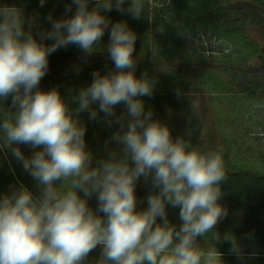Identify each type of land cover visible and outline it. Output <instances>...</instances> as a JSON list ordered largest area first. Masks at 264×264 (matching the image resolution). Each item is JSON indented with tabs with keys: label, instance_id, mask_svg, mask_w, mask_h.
I'll list each match as a JSON object with an SVG mask.
<instances>
[{
	"label": "clouds",
	"instance_id": "clouds-1",
	"mask_svg": "<svg viewBox=\"0 0 264 264\" xmlns=\"http://www.w3.org/2000/svg\"><path fill=\"white\" fill-rule=\"evenodd\" d=\"M72 5L76 11L67 18L49 14L51 28L39 39L35 17L0 5V151H9L39 189L34 195L20 185L0 195V264H225L220 242L238 259L255 258L233 233L217 231L228 216L221 150L174 138L166 123L153 119L142 98L154 94L156 81L147 72L136 76L137 34L127 21L112 23L106 15L115 9L151 22L149 0H71L65 11ZM106 30L114 69L91 74L92 82L72 97L74 111L58 88L39 87L50 55L71 45L91 56ZM118 105L125 109L120 115ZM84 112L93 121L103 113L107 126H119L106 141L118 147L94 166L79 119ZM20 145L30 146L32 155ZM141 178L152 190L138 210ZM94 195L95 209L88 202ZM169 206L179 209V226L169 220ZM209 234L215 244L203 247L199 240ZM98 246L99 259L89 261Z\"/></svg>",
	"mask_w": 264,
	"mask_h": 264
},
{
	"label": "trees",
	"instance_id": "trees-1",
	"mask_svg": "<svg viewBox=\"0 0 264 264\" xmlns=\"http://www.w3.org/2000/svg\"><path fill=\"white\" fill-rule=\"evenodd\" d=\"M62 1L66 2L68 0ZM200 1L205 4V14L197 17L199 19H197L198 25L209 30L211 28L213 34L217 33L220 36L230 38L240 46L246 47L249 43V47L246 49L249 52L247 57L251 56L248 58H253L252 63L245 60L243 63L233 65L227 62V58L233 52L222 51L223 56L218 59L219 61H214L213 74H210L216 80L213 86L225 90L226 88H232L240 93H245L247 99L249 96L254 99H261L260 102H264V0ZM74 7L76 9L75 5ZM89 7L91 8L93 5L90 4ZM150 8L153 17L151 22L146 16L140 20H135L129 15H122L115 11L106 13L112 23L127 21L129 27L137 34L135 52L133 53L134 57L137 58L136 76L139 78L147 72L148 76L156 81L154 94L151 97L142 98L145 109L153 111V119H159L166 123L170 127L174 138L183 136L185 139L190 140L192 146L205 151L217 150L202 140L203 121L198 111L193 108L189 98L181 92L178 96L176 89H170L173 82L183 79L185 72L184 68L179 67L180 65L177 64L174 65L171 60L181 64L185 61H195L198 56L184 48L185 44L181 42L179 34L178 20L174 22L167 17L160 19L159 14L155 12L160 7L155 4ZM251 30H257L260 33L262 45L256 44L250 39L248 32ZM46 43L50 44L52 41H46ZM108 43L109 35L106 30L100 41V47L98 46L96 52L91 56L86 57L76 46L70 45L67 48L59 49L50 55L48 73L41 80L39 87L42 90L58 88L61 96L74 111L77 104L72 102V97L82 87H86L92 82L93 77L91 74L99 70L103 75L114 69V64L106 52ZM174 46H179L181 54L173 52ZM189 49L195 52L192 48L189 47ZM212 53V57H219L216 56L217 53L214 51ZM169 57H173V59ZM77 69H79L78 72ZM206 75H208V71L197 70L195 80L201 82V79L206 78ZM226 75L230 77V82L222 78ZM158 76H161L163 84L167 86L161 87V79H158ZM217 98L215 97V99ZM3 104L6 109L9 108L11 97ZM93 107H98V105H93ZM115 111L117 115H120L125 111L124 106L118 105ZM236 114L232 115V112L230 113L233 120L228 130L231 133L239 134L241 131L240 128L237 129L238 123L242 124L243 119L238 111H236ZM79 119L87 129L85 135L86 146L93 153L94 166L97 160L107 158L109 149L118 147L115 143L106 144V141L109 140L119 126L115 123L111 127L107 126L104 123L103 113H100L95 121L90 120L86 112L80 113ZM230 138V142H234V138ZM5 151H3L4 153L1 152L0 161L4 163L6 168L11 166L10 161L15 166L16 171L13 172L11 167L10 170L8 169L7 173L11 177L8 182L2 179L3 187L0 188V195L10 193L11 190L20 185L26 186L38 195L37 182L23 171L20 163L12 157L11 153L7 152L6 149ZM236 153L231 146L226 151L221 150L227 174V180L222 184L224 195L221 198V203L228 209V216L219 223L217 231L221 236L226 232H231L239 241L245 239L243 242H255L256 247L247 252L257 253V257H263L261 259L264 262V166L258 169L253 167L249 160L238 161ZM151 190L150 185H145L143 178H141L136 188L137 199L140 202L138 203V210L147 206L146 198ZM88 202L95 209L97 204L95 195ZM167 212L169 220L179 226L181 223L178 218L179 209L169 206ZM257 241H260V243H257ZM199 242L202 243L203 247L215 244L211 234L203 240L201 238ZM243 242H240L241 245ZM217 247L222 253H227L230 245L227 242H220Z\"/></svg>",
	"mask_w": 264,
	"mask_h": 264
},
{
	"label": "rangeland",
	"instance_id": "rangeland-1",
	"mask_svg": "<svg viewBox=\"0 0 264 264\" xmlns=\"http://www.w3.org/2000/svg\"><path fill=\"white\" fill-rule=\"evenodd\" d=\"M69 4H71V0L66 2L62 0H46L43 6L40 5L39 0H0V5L22 8L26 18L35 17L33 33L38 39L41 30H49L51 28V24L47 19L49 14H51L53 19H61L75 13L76 9L74 5H72L71 12L65 11ZM149 4L151 7L155 4L160 7L157 11L154 9L159 14L160 19L167 17L174 22L178 20L179 31L183 32V35L180 32L179 34L181 42L185 44L184 48L195 54V56H198L199 60L185 61V63L181 64L175 60H171L174 65L177 64L180 65L179 67L184 68L185 72L183 79L173 82L170 85V89H176L185 94L191 101L193 108L198 111L203 121L202 140L217 150L226 151L231 146L237 152L235 155H237L238 161L249 160L253 167L262 168L264 166V102H260L261 99H254L249 96L247 99L245 93H240L232 88H226V90L215 88L213 85L216 80L211 77L212 75L210 76V74H213L214 61H219L218 59H221V56H223L222 51L233 52L227 58L228 63L230 62L235 65L236 63H243L245 60L248 63H252L253 58L249 59L248 57L251 56L247 57L249 52L246 51L249 43L246 47L240 46L230 38L220 36L217 33L213 34L211 28L209 30L204 26H199L197 23L199 19L197 17L205 14V4L200 0H149ZM91 5L94 6V4ZM25 27L27 28V24H25ZM248 33L250 39L256 42V44L262 45V38L257 30H251ZM189 47L195 52L191 51ZM213 51L217 53L215 55L219 56L218 58L212 57ZM173 52L181 54V49L179 46H174ZM197 70L208 71V75H206V78L201 79V82L195 80ZM222 78L230 82L229 76H222ZM158 79H161V76H158ZM161 83V87L167 86L163 84L162 79ZM215 97L218 98L215 99ZM258 97L261 98L260 95ZM236 111L241 114V118L243 119L242 124L238 123L237 129L239 130L240 128L241 131L239 134L231 133L228 130L233 120L231 116L237 115ZM231 112L232 115H230ZM230 137L234 138V142H230ZM20 147L26 156H31L34 151L27 145H20ZM1 152L4 153L6 151H0V160ZM9 164L13 172H15V166L10 161ZM10 167L6 168L4 163L0 161V188L3 187L2 179L7 182L10 180L11 176L7 173ZM31 191L34 195H37L33 190ZM244 240L241 239L240 242ZM257 243H260V241H257ZM255 244V242H243L244 253L248 254L249 252L247 251H251L253 247H256ZM100 252L101 248L98 246L88 257L89 261L99 259ZM257 256L251 258L246 255L244 259H238L236 256L230 254V252H227L224 253L223 259L225 264H264L263 259H261L263 257Z\"/></svg>",
	"mask_w": 264,
	"mask_h": 264
}]
</instances>
